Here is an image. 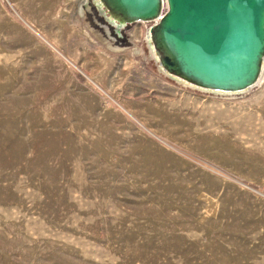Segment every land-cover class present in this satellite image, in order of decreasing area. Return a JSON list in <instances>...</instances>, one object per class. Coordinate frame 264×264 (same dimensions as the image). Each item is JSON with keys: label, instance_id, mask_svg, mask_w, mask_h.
Segmentation results:
<instances>
[{"label": "rangeland", "instance_id": "obj_1", "mask_svg": "<svg viewBox=\"0 0 264 264\" xmlns=\"http://www.w3.org/2000/svg\"><path fill=\"white\" fill-rule=\"evenodd\" d=\"M100 13L0 0V264H264V71L188 86Z\"/></svg>", "mask_w": 264, "mask_h": 264}, {"label": "water", "instance_id": "obj_2", "mask_svg": "<svg viewBox=\"0 0 264 264\" xmlns=\"http://www.w3.org/2000/svg\"><path fill=\"white\" fill-rule=\"evenodd\" d=\"M128 20L163 10L159 43L179 72L210 88L249 89L264 56V0H110ZM163 63L169 64L165 57Z\"/></svg>", "mask_w": 264, "mask_h": 264}, {"label": "bare ground", "instance_id": "obj_3", "mask_svg": "<svg viewBox=\"0 0 264 264\" xmlns=\"http://www.w3.org/2000/svg\"><path fill=\"white\" fill-rule=\"evenodd\" d=\"M92 3L106 17L107 22L115 25L118 29H122L125 26H127L130 22H134V21L128 20L125 16H123L121 13L116 11L114 9V7L110 4V0H92ZM89 4L91 5V3H89ZM163 14H164V12H163L162 7H161V11L159 12V14L156 17H154L152 19H143V20H139V21L144 22V23L145 22L151 23V26L148 27V29H147L146 38H147V41H148L149 46L151 48L152 54L154 55V57L157 59V61L159 63L160 69L167 76H169L173 80H176V81L181 82L183 84H186L188 86L198 88V89H203V90H212V91L229 93V94L246 90V89L223 90V89L210 88V87L198 84L197 82H194L193 80L189 79L188 77L182 75L179 72L178 68L175 67L173 58L168 53H166L164 51V50H166L164 45L159 43V38L157 36L156 30L160 25V20H161ZM115 31H114V33H115ZM105 43L107 44V42H105ZM108 46H109V43H108ZM163 57H165V60H167L169 64L163 63ZM259 66H260V68H259V72L257 75V81L255 82V85L258 84L262 79V75H263V71H264V56L261 57ZM255 85H253V86H255Z\"/></svg>", "mask_w": 264, "mask_h": 264}]
</instances>
